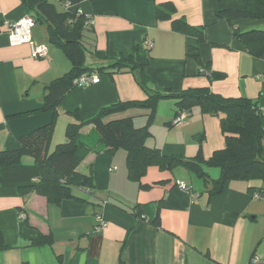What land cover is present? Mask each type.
Segmentation results:
<instances>
[{
  "label": "crops",
  "instance_id": "crops-1",
  "mask_svg": "<svg viewBox=\"0 0 264 264\" xmlns=\"http://www.w3.org/2000/svg\"><path fill=\"white\" fill-rule=\"evenodd\" d=\"M51 1L71 3L72 11L92 17L94 24L82 38L89 67H106L111 59L132 56L157 92L210 88L225 98L258 100L264 111V56L249 54L229 23L216 18L217 0ZM165 3L176 8L171 19L158 17ZM26 17L21 0H0V151L17 149L22 136L53 120L52 112L37 111L44 105L47 86L71 69L63 51L49 42L46 27L35 24L32 30L33 42L47 46L46 58H34L30 44L11 45L7 23ZM174 20L202 29L205 41L175 32ZM235 25L249 30L263 22L242 20ZM146 40L153 42L152 49ZM211 72L225 77L215 80ZM100 79L63 98L49 152L66 142L67 125L76 115L87 121L112 104L147 99L128 70L106 69ZM171 102L169 113L155 116L147 146L166 156L194 158L200 152L206 160L224 148L219 117L195 108L183 125L175 126ZM147 112L134 107L110 118H132L139 128L146 125ZM81 135L100 148L93 125L84 127ZM126 158L124 150L91 153L79 166L81 174L96 176L102 201L76 190L80 199L49 203L32 190L40 168L28 156L19 165L0 168V232L8 246L0 251V264H251L254 256L264 263V197L254 199L258 189L264 193V183L230 180L222 194L211 196L210 185L188 168L151 166L141 188L130 180ZM212 170L206 168L209 177L218 179L220 171ZM180 182L190 191L181 190ZM192 194L199 197L193 199ZM99 215L107 226L97 233ZM39 236L46 242L34 245Z\"/></svg>",
  "mask_w": 264,
  "mask_h": 264
},
{
  "label": "trees",
  "instance_id": "trees-1",
  "mask_svg": "<svg viewBox=\"0 0 264 264\" xmlns=\"http://www.w3.org/2000/svg\"><path fill=\"white\" fill-rule=\"evenodd\" d=\"M217 1L216 18L229 23L234 37L245 46L249 54L254 57L264 56V0ZM21 3L35 24L46 27L49 42L63 51L71 63V69L47 86L44 105L37 111L52 112L53 120L22 136L18 140L17 149L0 151V168L19 165L27 156L33 158L40 168V175L32 190L52 204H60L62 200L68 198L80 199L75 194L76 190L88 192L101 201L104 200L105 198L96 190V176L81 174L78 168L91 153L118 150L126 152L129 178L141 188H145L141 180L151 166H158L164 170H173L179 166L188 168L210 185L211 196L222 194L225 184L230 180L264 183V111L258 100L225 98L213 93L210 88L184 90L179 94L157 92L150 88L143 65L137 64L132 56L111 59L109 66L93 69L87 65L88 50L82 42L87 28L85 26L87 15L66 10L63 3L61 8L51 0H21ZM174 13L176 8L172 3H165L157 11L161 19H171V14ZM242 20L263 22V28L242 30L235 25ZM172 28L177 33L196 37L199 43L205 41L202 29L192 27L184 20H174ZM94 55L99 57L97 53ZM106 69L115 72L128 70L135 74L137 83L147 93V99L141 102L112 104L102 108L97 115L87 121L76 115V121L67 125L66 142L56 145L54 150L49 152L57 111L66 94L76 88L74 80L86 73L101 74ZM210 76L215 80L225 77L222 73L213 72ZM165 99L174 100L176 117L184 112L190 114L195 108H199L204 115L219 117L225 140L224 148L215 151L206 160L200 152L194 158L166 156L159 149L147 146L157 107L160 101ZM134 107L148 111L147 123L141 128L134 126L132 118H110ZM89 125L94 126L98 135L99 149L82 139L81 130ZM210 167L219 168L218 179L209 177L206 168ZM261 189H258L260 191L257 194L264 197ZM138 209V206L133 208L136 211ZM135 215H140V211ZM46 240L39 236L33 244L41 245ZM6 248L8 246L0 232V251Z\"/></svg>",
  "mask_w": 264,
  "mask_h": 264
},
{
  "label": "built area",
  "instance_id": "built-area-1",
  "mask_svg": "<svg viewBox=\"0 0 264 264\" xmlns=\"http://www.w3.org/2000/svg\"><path fill=\"white\" fill-rule=\"evenodd\" d=\"M63 5H64V8L66 10H71V8H72L71 3L65 2V3H63ZM78 12H80V11H78ZM93 24H94V21H93L92 17L87 16L85 26L89 27V26H92ZM34 26H35V21L31 17H26V18H24L20 21H17V22L7 23L6 30H7L8 36H9V41H10L11 45L30 44L31 48H32V55L34 58H46L48 56L47 46L36 45L33 42L32 30H33ZM145 44H146L147 49H152V47H153L152 41L146 40ZM100 80H101L100 74H98L96 72L86 73V74H83L80 77L76 78L74 80L73 84L76 88L84 89V88H88V87H91L93 85L98 84L100 82ZM263 81H264V75H263ZM188 117H189L188 112L181 113L175 118V120L173 121V124L175 126H181L185 123V121L188 119ZM178 187L183 191H190V188L184 182H180L178 184ZM198 197H199V195L192 194L193 199H196ZM261 198L262 197L259 194L254 195V199L258 200ZM20 217H21V219L26 218L25 214H23V213L20 215ZM97 218L99 220V224L95 228V231L97 233H100L101 231H103L105 229L107 224L100 215ZM251 264H264V263H261V259L258 256H254L251 259Z\"/></svg>",
  "mask_w": 264,
  "mask_h": 264
},
{
  "label": "rangeland",
  "instance_id": "rangeland-1",
  "mask_svg": "<svg viewBox=\"0 0 264 264\" xmlns=\"http://www.w3.org/2000/svg\"><path fill=\"white\" fill-rule=\"evenodd\" d=\"M38 25V27H45L44 25H42V24H37ZM254 28H263V25H256V26H254ZM169 92H171V91H169ZM161 93H165V92H161ZM171 93H173V92H171ZM179 93H181V92H178V93H174V94H179ZM172 100H170V99H168V100H162V101H160V103H159V105H158V107H157V112H156V116H157V114L158 115H160L161 117H164L165 116V114L166 113H169V111H171V102ZM158 111H159V113H158ZM157 127V126H156ZM136 128H138V127H136ZM139 128H141V127H139ZM151 128H152V125H151ZM158 129V128H157ZM199 141V144L202 142L201 141V139L200 138H197V142ZM199 144H198V149H199ZM197 149V150H198ZM211 169H213V170H216L218 173H219V168H217V167H210ZM212 170V171H213ZM194 173V172H193ZM196 175V174H195Z\"/></svg>",
  "mask_w": 264,
  "mask_h": 264
}]
</instances>
